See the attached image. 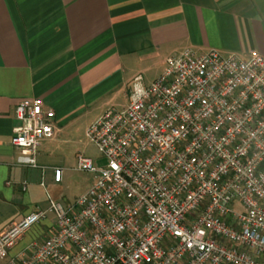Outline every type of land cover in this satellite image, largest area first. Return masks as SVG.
<instances>
[{
  "label": "built area",
  "instance_id": "1",
  "mask_svg": "<svg viewBox=\"0 0 264 264\" xmlns=\"http://www.w3.org/2000/svg\"><path fill=\"white\" fill-rule=\"evenodd\" d=\"M14 113L10 142L29 153L18 162L36 166L54 112L35 98ZM86 134L105 164L77 155L91 185L2 231L6 264H264V56L170 55L150 84L136 75L125 106L108 108ZM47 213L51 233L12 255Z\"/></svg>",
  "mask_w": 264,
  "mask_h": 264
},
{
  "label": "crops",
  "instance_id": "2",
  "mask_svg": "<svg viewBox=\"0 0 264 264\" xmlns=\"http://www.w3.org/2000/svg\"><path fill=\"white\" fill-rule=\"evenodd\" d=\"M186 48L264 56V0H0V233L49 198L71 203L57 191L81 152L62 145L125 106L136 75L150 84L166 57ZM35 98L53 110L54 136L41 142L36 166H26L18 158L28 151L10 140L16 105ZM55 220L47 213L12 255L47 237Z\"/></svg>",
  "mask_w": 264,
  "mask_h": 264
},
{
  "label": "rangeland",
  "instance_id": "3",
  "mask_svg": "<svg viewBox=\"0 0 264 264\" xmlns=\"http://www.w3.org/2000/svg\"><path fill=\"white\" fill-rule=\"evenodd\" d=\"M88 121L92 119L93 114L90 112L88 114ZM77 136L72 137V141L62 146L65 148H72L79 153L81 152L85 156L91 158L96 166H102L105 164V159L100 155L97 148L91 143L88 137L85 136V132L80 130ZM70 168L65 173V181L58 189L57 194L64 201H71L77 197L81 192L88 188L93 181V174L86 171H79L73 167L75 163H70Z\"/></svg>",
  "mask_w": 264,
  "mask_h": 264
}]
</instances>
